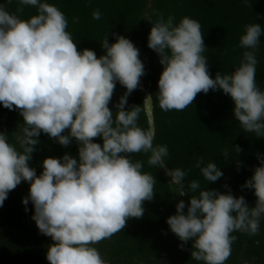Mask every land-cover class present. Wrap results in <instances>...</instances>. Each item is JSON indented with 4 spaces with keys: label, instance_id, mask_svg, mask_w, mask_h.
<instances>
[{
    "label": "clouds",
    "instance_id": "9594fccd",
    "mask_svg": "<svg viewBox=\"0 0 264 264\" xmlns=\"http://www.w3.org/2000/svg\"><path fill=\"white\" fill-rule=\"evenodd\" d=\"M24 6L35 7L37 14L21 19L18 14ZM92 18H101L99 9ZM174 20L162 13L154 22L149 19L147 46L159 55L163 66L156 94L160 109L183 111L199 93L222 90L234 102V117L242 129L264 137V91L256 83L261 25H245L239 47L247 50L239 66L230 75L217 72L213 79L200 23L187 16L178 24ZM67 28L65 14L53 4L18 0L15 13L0 4V104L19 110L23 118L22 134L16 137L19 148L0 132V206L10 191L28 182L29 195L22 203L31 201L32 219L40 233L53 241L46 254L49 264H107L93 245L122 231L129 219L142 218L143 203L154 197L155 177L144 172L143 162H134L131 155L150 154L148 165L163 168L168 148L154 146V128L138 126L139 106L125 110L128 96L145 75L139 49L130 39L113 33L115 43L105 36L104 54L97 57L91 49L78 50ZM117 82L126 91L115 105L114 116L109 104ZM41 133L65 147L74 138L78 156L47 157L37 175L29 161ZM97 137L102 144L94 142ZM233 150L242 151L239 146ZM223 156L228 158V149ZM257 158L260 165L242 185L254 190L255 207L230 190L221 193L201 189L196 180L189 182V191L199 189L198 195L190 196L187 206L179 201L176 214L166 223L180 241H193L192 259L225 264L236 239L234 231L259 232L264 215V158ZM195 166L207 182L223 176L215 162L205 164L203 157ZM165 175L178 186L179 196L187 194L184 170L168 169Z\"/></svg>",
    "mask_w": 264,
    "mask_h": 264
},
{
    "label": "trees",
    "instance_id": "16d2710c",
    "mask_svg": "<svg viewBox=\"0 0 264 264\" xmlns=\"http://www.w3.org/2000/svg\"><path fill=\"white\" fill-rule=\"evenodd\" d=\"M57 6L68 20V28L77 44L78 50L91 49L97 57L104 54L101 43L106 36L109 43H115V34L130 39L140 51V59L145 67L140 87L127 98L125 110L133 105L139 106L138 126L147 130L150 127L146 113V95L153 101L155 124L154 146L166 145L168 155L164 158L169 169L180 168L187 173L185 177V196H179L178 186L171 183L166 170L149 166L148 155L136 153L131 159L143 162V171L151 173L157 183L154 197L143 203L142 218H131L127 226L105 239L96 247L107 264H203L191 258L193 241L183 243L172 233L166 220L176 214V204L183 200L187 206L190 196L198 195L189 191L192 180L200 183L201 189H215L239 197L244 196L249 207H255L256 196L253 189L242 188L245 181L253 175L254 168L260 165L258 156L264 158V137L245 132L234 117V102L222 90H209L199 93L193 104L183 111L160 109L156 94L158 80L163 71L159 55L148 45L151 21L157 13L175 18L178 24L187 16L201 25L206 47L209 73L214 79L217 72L231 74L240 63L247 49L239 47V38L247 24L257 23L264 29V0H41ZM10 13H15L18 0H0ZM99 9L101 18L94 20L93 11ZM37 14V9L24 6L21 19H29ZM256 50V83L264 91V33L260 36ZM126 89L117 82L109 104L114 116L115 105ZM23 118L19 110H9L0 104V132L8 135L10 143L19 148L16 137L22 134ZM67 134V132L65 133ZM40 143L31 154L29 165L37 175L43 171L42 162L47 157L62 158L64 154L78 156L75 139L65 147L41 133ZM94 142L103 143L101 137ZM235 146L242 151L234 152ZM229 150L227 159L223 156ZM203 157L204 163L215 162L223 172L216 182H207L195 165ZM239 162V166H238ZM227 185L228 187H225ZM29 183L22 181L8 193L0 206V264H49L46 254L52 239L40 233L35 221L31 201L27 205L22 199L29 195ZM27 209V210H26ZM187 207L185 208V212ZM236 239L225 264H264V215L260 219L259 232L249 235L234 231ZM183 243V248L180 245Z\"/></svg>",
    "mask_w": 264,
    "mask_h": 264
},
{
    "label": "water",
    "instance_id": "95a60500",
    "mask_svg": "<svg viewBox=\"0 0 264 264\" xmlns=\"http://www.w3.org/2000/svg\"><path fill=\"white\" fill-rule=\"evenodd\" d=\"M146 113L149 119L150 127L155 129V124H154V113H153V101L152 98L150 97L149 94L146 95ZM164 169L167 171L169 168L165 165ZM34 207V206H33Z\"/></svg>",
    "mask_w": 264,
    "mask_h": 264
}]
</instances>
